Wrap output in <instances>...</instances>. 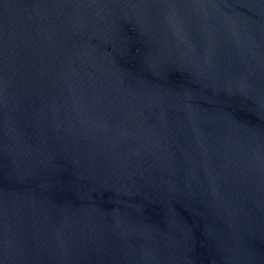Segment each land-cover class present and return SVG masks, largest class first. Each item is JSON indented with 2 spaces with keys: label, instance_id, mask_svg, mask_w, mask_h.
Segmentation results:
<instances>
[{
  "label": "water",
  "instance_id": "1",
  "mask_svg": "<svg viewBox=\"0 0 264 264\" xmlns=\"http://www.w3.org/2000/svg\"><path fill=\"white\" fill-rule=\"evenodd\" d=\"M0 264H264V0H0Z\"/></svg>",
  "mask_w": 264,
  "mask_h": 264
}]
</instances>
